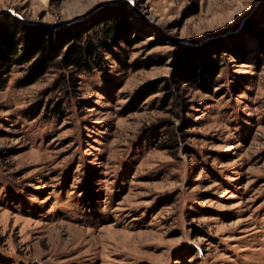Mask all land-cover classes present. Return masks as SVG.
<instances>
[{"label": "rangeland", "instance_id": "obj_1", "mask_svg": "<svg viewBox=\"0 0 264 264\" xmlns=\"http://www.w3.org/2000/svg\"><path fill=\"white\" fill-rule=\"evenodd\" d=\"M0 264H264V0H0Z\"/></svg>", "mask_w": 264, "mask_h": 264}, {"label": "trees", "instance_id": "obj_2", "mask_svg": "<svg viewBox=\"0 0 264 264\" xmlns=\"http://www.w3.org/2000/svg\"><path fill=\"white\" fill-rule=\"evenodd\" d=\"M105 23L106 24L104 25V27H108V30H109L108 34L110 35V34L115 33L116 26L114 24V19H110L106 21ZM52 38L53 36H51L48 39L44 37H40V39H37V40L35 39L33 41L34 45L37 47H36V50L32 54L39 55V58L37 59V61L39 62V65H38V69L35 68L36 69L35 72L40 71L42 67H44L43 57L47 54V51L52 46ZM65 45L68 48L67 52L65 53V57L69 60V63H75L79 65L80 67L87 66L90 59L94 57L95 54L97 53V49L92 45L91 42L83 43V44L78 43V41L76 43L68 42L67 44L65 43ZM9 47L12 48V50L9 51L10 52L9 58H5V60H3L4 63H7V62L9 64L15 63V62L20 63L25 60H28L29 56H31V55L29 56L25 55L24 53H18V49L15 44L9 45ZM10 57H14V58L10 59ZM208 70H209V67H207V65L201 66V71H203L204 73H207ZM203 72L201 75H204Z\"/></svg>", "mask_w": 264, "mask_h": 264}]
</instances>
